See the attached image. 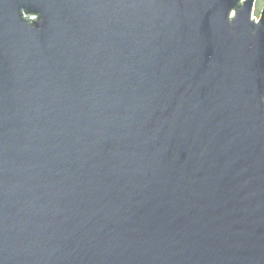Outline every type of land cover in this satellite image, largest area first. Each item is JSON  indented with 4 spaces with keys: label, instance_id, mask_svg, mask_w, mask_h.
<instances>
[{
    "label": "water",
    "instance_id": "95a60500",
    "mask_svg": "<svg viewBox=\"0 0 264 264\" xmlns=\"http://www.w3.org/2000/svg\"><path fill=\"white\" fill-rule=\"evenodd\" d=\"M0 0V264H264V7Z\"/></svg>",
    "mask_w": 264,
    "mask_h": 264
},
{
    "label": "rangeland",
    "instance_id": "374dc122",
    "mask_svg": "<svg viewBox=\"0 0 264 264\" xmlns=\"http://www.w3.org/2000/svg\"><path fill=\"white\" fill-rule=\"evenodd\" d=\"M263 7H264V0H256L252 12V17L257 20L260 16V12L263 9Z\"/></svg>",
    "mask_w": 264,
    "mask_h": 264
},
{
    "label": "flooded vegetation",
    "instance_id": "af4514ba",
    "mask_svg": "<svg viewBox=\"0 0 264 264\" xmlns=\"http://www.w3.org/2000/svg\"><path fill=\"white\" fill-rule=\"evenodd\" d=\"M256 1V0H255ZM254 4H255V2H254Z\"/></svg>",
    "mask_w": 264,
    "mask_h": 264
}]
</instances>
